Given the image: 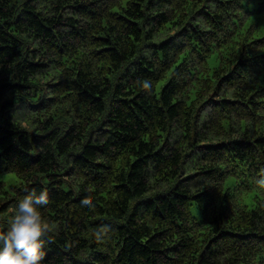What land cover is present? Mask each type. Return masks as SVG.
Segmentation results:
<instances>
[{"label":"trees","instance_id":"16d2710c","mask_svg":"<svg viewBox=\"0 0 264 264\" xmlns=\"http://www.w3.org/2000/svg\"><path fill=\"white\" fill-rule=\"evenodd\" d=\"M261 176L264 0H0V231L46 189L42 264H264Z\"/></svg>","mask_w":264,"mask_h":264},{"label":"clouds","instance_id":"9594fccd","mask_svg":"<svg viewBox=\"0 0 264 264\" xmlns=\"http://www.w3.org/2000/svg\"><path fill=\"white\" fill-rule=\"evenodd\" d=\"M145 90L153 87L145 79L140 85ZM264 189V176L255 180ZM50 204L46 189H32L19 198L12 210L6 230L0 231V264H42L45 245L51 241L52 227L43 210ZM82 212L94 210L92 201L85 199L79 204Z\"/></svg>","mask_w":264,"mask_h":264},{"label":"rangeland","instance_id":"374dc122","mask_svg":"<svg viewBox=\"0 0 264 264\" xmlns=\"http://www.w3.org/2000/svg\"><path fill=\"white\" fill-rule=\"evenodd\" d=\"M10 184H12V185H16V183L14 182V180L11 178V180L10 181H8Z\"/></svg>","mask_w":264,"mask_h":264}]
</instances>
